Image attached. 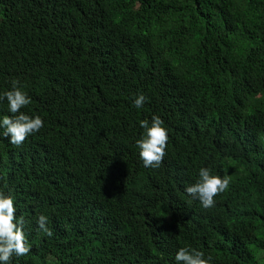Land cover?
Instances as JSON below:
<instances>
[{"label": "trees", "instance_id": "trees-1", "mask_svg": "<svg viewBox=\"0 0 264 264\" xmlns=\"http://www.w3.org/2000/svg\"><path fill=\"white\" fill-rule=\"evenodd\" d=\"M13 79L44 126L19 147L0 128V191L30 221L11 264H177L182 247L264 264V0H0V95ZM154 115L169 139L145 168ZM202 167L230 177L210 209L185 191Z\"/></svg>", "mask_w": 264, "mask_h": 264}, {"label": "clouds", "instance_id": "clouds-1", "mask_svg": "<svg viewBox=\"0 0 264 264\" xmlns=\"http://www.w3.org/2000/svg\"><path fill=\"white\" fill-rule=\"evenodd\" d=\"M11 90L3 92L0 100H7L11 116L5 115L0 120V128L4 129L3 135L14 146H21L29 135L38 133L44 126V121L39 115L30 116L21 111L31 103L17 79L12 80ZM146 97L140 94L134 98L133 106L140 108L144 105ZM140 127L144 130L142 137L136 141L140 159L145 168H159L166 155L168 144V131L164 127V121L159 116H153L151 122L140 121ZM230 184V177L225 175H213L210 168L199 170V179L185 188L186 193L200 201L205 209L215 206V197L226 191ZM30 221L23 215L18 219L14 197L0 191V264H11L12 258L29 254L31 247L25 236L24 227ZM38 229L48 236H52L51 229L47 226L48 218L39 215L36 221ZM177 264H212L213 257L202 251L180 248L175 256Z\"/></svg>", "mask_w": 264, "mask_h": 264}, {"label": "bare ground", "instance_id": "bare-ground-1", "mask_svg": "<svg viewBox=\"0 0 264 264\" xmlns=\"http://www.w3.org/2000/svg\"><path fill=\"white\" fill-rule=\"evenodd\" d=\"M112 155H114V154H112ZM119 158V157H118Z\"/></svg>", "mask_w": 264, "mask_h": 264}]
</instances>
